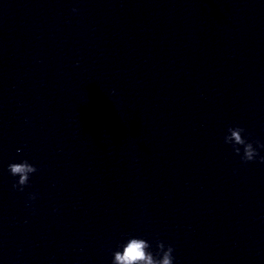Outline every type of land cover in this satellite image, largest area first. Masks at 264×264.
Wrapping results in <instances>:
<instances>
[{
    "label": "water",
    "instance_id": "1",
    "mask_svg": "<svg viewBox=\"0 0 264 264\" xmlns=\"http://www.w3.org/2000/svg\"><path fill=\"white\" fill-rule=\"evenodd\" d=\"M228 125L264 142L234 0H0V264H111L126 233L174 264H264V164Z\"/></svg>",
    "mask_w": 264,
    "mask_h": 264
},
{
    "label": "clouds",
    "instance_id": "2",
    "mask_svg": "<svg viewBox=\"0 0 264 264\" xmlns=\"http://www.w3.org/2000/svg\"><path fill=\"white\" fill-rule=\"evenodd\" d=\"M73 12L77 9L73 8ZM252 134L239 125H228L223 135V143L229 145L242 163L258 161L264 164V142L260 138L252 139ZM19 151V150H18ZM8 173L13 177V189L23 192L30 177L37 172L34 164L27 159L11 162ZM37 193H30L28 200H35ZM174 249L158 241L155 250L150 241L141 235L122 234L120 242L111 250V264H174Z\"/></svg>",
    "mask_w": 264,
    "mask_h": 264
}]
</instances>
